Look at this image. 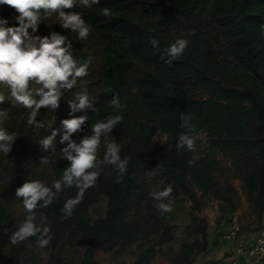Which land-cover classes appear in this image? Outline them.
Masks as SVG:
<instances>
[{
  "label": "trees",
  "instance_id": "16d2710c",
  "mask_svg": "<svg viewBox=\"0 0 264 264\" xmlns=\"http://www.w3.org/2000/svg\"><path fill=\"white\" fill-rule=\"evenodd\" d=\"M65 11L83 12L92 26L87 39L80 40L75 32L62 29L57 15L41 22L38 34L60 31L76 42L79 48L73 49V56L82 63L90 61L88 74L65 92L53 112L40 110L45 128L33 133L17 131L20 152L9 158L0 154V182L6 167L21 186L34 179L39 168L51 164L53 152H46L39 141L52 128L60 129L55 137L60 140L61 120L71 118L67 101L80 91L98 95L99 100L96 112L72 113L88 115L82 128L72 134L77 141L90 134L92 123L119 111L107 104L116 93L124 106L123 119L112 135L139 133V115L148 98L160 112L155 126L172 131L177 138L188 131L180 127L181 115L192 116L196 149H204L208 155L230 154L242 169L264 160V0H99L91 8L74 6ZM17 14L11 5H0V16L7 17L10 25L17 23ZM181 37L189 41L184 54L166 63L164 50ZM152 38L158 40V46L150 44ZM142 67L150 68L141 88ZM130 145L123 144V156H130ZM44 156L49 164L41 162ZM136 163L146 166L141 158ZM163 165L177 184L181 173L196 171L188 151H183L179 161L165 160ZM136 181L134 168H128L111 226L125 211ZM56 199L55 208L39 210L62 217L63 192Z\"/></svg>",
  "mask_w": 264,
  "mask_h": 264
},
{
  "label": "rangeland",
  "instance_id": "374dc122",
  "mask_svg": "<svg viewBox=\"0 0 264 264\" xmlns=\"http://www.w3.org/2000/svg\"><path fill=\"white\" fill-rule=\"evenodd\" d=\"M72 42V51L78 49L76 42ZM149 68L141 69V88ZM0 94L6 97L0 107L8 112L4 126L16 133L18 130L33 133L36 128L27 125L29 110L17 104L8 89L0 90ZM159 117L153 100L146 98L138 119L139 133L112 135L121 149L123 144H131L128 168L133 167L137 177L135 192L115 224H110L112 213L127 172L117 182L115 170L105 166L72 215L64 213L58 217L42 212L51 225L52 236L45 248L35 246L36 237L20 245L10 241L24 212L22 200L15 197L20 185L6 167L0 182V264H213L262 230L264 160L242 169L230 154L208 155L204 149H195L188 151L196 164L195 173H181L177 184L165 165L162 170L156 166L165 160L179 161L187 150L178 151L174 133L155 126ZM37 119L45 124V115L39 113ZM55 145L51 164L39 168L34 178L49 185L62 177L69 163L62 156L64 145L60 140H55ZM105 151L102 144L99 158H103ZM19 152L16 137L8 158ZM137 158L145 160L146 166L136 163ZM148 172L154 174L149 176ZM168 184L174 188L170 197L172 211L162 213L150 192ZM62 192L63 208L67 199L78 195L79 189L72 186ZM56 198L47 209L58 205Z\"/></svg>",
  "mask_w": 264,
  "mask_h": 264
},
{
  "label": "clouds",
  "instance_id": "9594fccd",
  "mask_svg": "<svg viewBox=\"0 0 264 264\" xmlns=\"http://www.w3.org/2000/svg\"><path fill=\"white\" fill-rule=\"evenodd\" d=\"M98 3L99 0H0V5H11L18 13L14 17L17 23L12 25L7 17L0 16V87L7 86L11 98L29 110L28 126L45 128L44 122L37 119L40 110L44 108L53 112L65 92L76 85L78 78L88 74L90 63H82L73 56V42L63 32L52 30L48 35H39L40 23L57 15L62 29L75 32L78 39L85 40L89 37L91 24L84 18L83 12L65 9H72L74 6L91 8ZM104 11L107 13L108 9ZM158 43L155 38L150 40L153 47L158 46ZM188 43L185 38H177L164 50L167 56L165 62L171 64L181 57ZM5 99L6 97L0 94V105ZM98 100V95L80 91L74 94L73 99L67 101L71 118L61 120L63 131L60 143L64 145L61 152L63 158L69 162L68 167L64 168L62 177L55 179L50 185L43 180L31 179L25 180L16 189L15 197L22 200L24 218L10 236L13 245H20L36 237L37 248L47 247L52 239L51 225L46 222L47 217L37 209L49 206L65 188L75 186L79 189L78 195L67 199L62 209L70 216L84 192L96 184L103 167L111 166L115 170L117 182L126 174L129 157L121 156V146L112 136L113 129L123 119L124 106L118 94L115 93L107 104L119 111L92 123L90 134L83 135L79 141L73 139L72 134L82 128L88 120V115L73 116L72 113L86 109L96 112ZM7 115V110L0 107V154L3 156H8L18 136L15 131H10L4 126L3 121ZM191 120L190 114H182L180 117V127L188 131L179 134L176 144L178 151H194L197 147L196 136L191 134ZM58 131L60 129L52 128L49 135L40 139L39 143L46 152H55V137ZM102 144L105 145L106 151L101 159L98 151ZM41 162L49 164L48 156L42 157ZM156 168L162 170L163 164L160 162ZM153 174L147 173L149 176ZM173 191V186L168 184L150 192L162 213L172 211L173 202L170 197Z\"/></svg>",
  "mask_w": 264,
  "mask_h": 264
},
{
  "label": "built area",
  "instance_id": "2783aa9c",
  "mask_svg": "<svg viewBox=\"0 0 264 264\" xmlns=\"http://www.w3.org/2000/svg\"><path fill=\"white\" fill-rule=\"evenodd\" d=\"M214 264H264V228L249 242L238 244L229 256Z\"/></svg>",
  "mask_w": 264,
  "mask_h": 264
},
{
  "label": "crops",
  "instance_id": "0c3cea01",
  "mask_svg": "<svg viewBox=\"0 0 264 264\" xmlns=\"http://www.w3.org/2000/svg\"><path fill=\"white\" fill-rule=\"evenodd\" d=\"M253 239V238H252ZM250 240L246 241V242H249Z\"/></svg>",
  "mask_w": 264,
  "mask_h": 264
}]
</instances>
